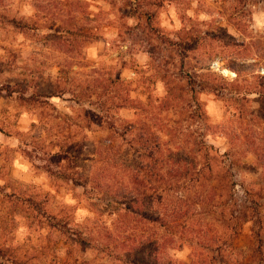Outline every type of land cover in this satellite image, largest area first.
<instances>
[{
  "label": "rangeland",
  "instance_id": "1",
  "mask_svg": "<svg viewBox=\"0 0 264 264\" xmlns=\"http://www.w3.org/2000/svg\"><path fill=\"white\" fill-rule=\"evenodd\" d=\"M180 199L213 264H264V0H0V264H141Z\"/></svg>",
  "mask_w": 264,
  "mask_h": 264
},
{
  "label": "trees",
  "instance_id": "2",
  "mask_svg": "<svg viewBox=\"0 0 264 264\" xmlns=\"http://www.w3.org/2000/svg\"><path fill=\"white\" fill-rule=\"evenodd\" d=\"M216 85L212 84L211 86H207V89H216ZM236 103V102H235ZM127 107V106H126ZM167 147V146H166ZM165 145L161 144L160 141L156 144L157 154L151 153L149 154V158L154 159L155 157V163H156V169H155V175L156 178V186L154 188L155 190V199L158 203L161 201L164 202L168 198V194L170 192H175V189H184L181 187L183 185V181H185L187 175L190 174L189 169H183L181 168L180 163H182L181 157L177 160V167L173 170H167L163 171V167L170 163L172 164L173 160H168L167 148ZM181 148V146H179ZM204 157H209V147L204 143ZM229 153V156H233ZM162 168H160V167ZM207 171H210V168H207ZM206 177V174H205ZM169 179H172L171 182H169ZM175 183L173 187L170 188V186H166L169 183ZM181 184V186H179ZM135 195V196H134ZM198 196L200 199H207L208 193L203 192L200 190ZM131 197L135 200L138 198V196L135 193H131ZM183 200L180 199V205L173 213H167V212H159L156 213L152 218H146L143 217L144 220L148 222H152L158 229V232L155 234V238L152 240L151 245V252L149 253V260L142 256L139 258L143 264H146L150 262V264H169L167 260V254L166 250L168 248L176 249V245L179 244V249H182V247L185 245V243H189L191 248V264H213L217 260V255L215 253L209 254L212 252L220 253L222 250L221 248H214L209 250L207 254L202 252V250L199 249V245L205 235L201 233L200 230V216L202 215L200 212H198V208H196V212L193 216V218L187 217L188 211L184 210ZM166 207V205H165ZM158 209V208H157ZM246 213V212H245ZM248 214H245V218L242 222H248L251 218L247 216ZM253 219V218H252ZM192 222H189V221ZM191 223V224H190ZM192 226V227H191ZM140 247H146L148 244H151V242L142 241L140 242H134ZM175 246V247H174ZM142 262H140L142 264ZM170 264H175L173 262H170Z\"/></svg>",
  "mask_w": 264,
  "mask_h": 264
},
{
  "label": "built area",
  "instance_id": "3",
  "mask_svg": "<svg viewBox=\"0 0 264 264\" xmlns=\"http://www.w3.org/2000/svg\"><path fill=\"white\" fill-rule=\"evenodd\" d=\"M217 67L215 68L216 70L220 71V66L219 64L216 65Z\"/></svg>",
  "mask_w": 264,
  "mask_h": 264
}]
</instances>
